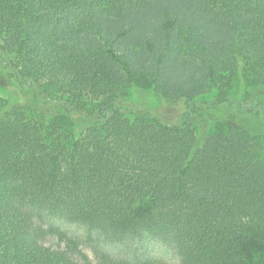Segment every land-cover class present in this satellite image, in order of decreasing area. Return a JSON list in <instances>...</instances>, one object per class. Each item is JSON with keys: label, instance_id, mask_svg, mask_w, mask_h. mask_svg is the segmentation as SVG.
Returning <instances> with one entry per match:
<instances>
[{"label": "trees", "instance_id": "trees-1", "mask_svg": "<svg viewBox=\"0 0 264 264\" xmlns=\"http://www.w3.org/2000/svg\"><path fill=\"white\" fill-rule=\"evenodd\" d=\"M0 85V264H264V0H0Z\"/></svg>", "mask_w": 264, "mask_h": 264}, {"label": "rangeland", "instance_id": "rangeland-1", "mask_svg": "<svg viewBox=\"0 0 264 264\" xmlns=\"http://www.w3.org/2000/svg\"><path fill=\"white\" fill-rule=\"evenodd\" d=\"M246 85L245 83H240L238 84L233 92H236L234 96L236 97H242L243 94H245V89ZM7 90L3 88L0 85V95L6 97L7 96ZM159 101V96L156 95V97L152 96L149 100V102L152 105H155ZM71 230H76L78 234L82 237V244L79 247V251L76 252V255L79 257H84L85 255L90 257H94L93 254V246L91 244V241L85 238V229L82 227H73L72 225H69ZM47 243L49 245L53 246H62L64 243L60 242L57 238L55 237H48L47 238ZM107 247L111 252H113L116 255L119 256H132L134 254H147L148 256H152L156 259H161L164 261H167L172 264H178L180 263V256L177 252V249L175 246L169 243H165L156 239H147L144 242L141 243H136V242H130V244H108ZM140 248L139 250H137ZM84 254V255H83Z\"/></svg>", "mask_w": 264, "mask_h": 264}]
</instances>
